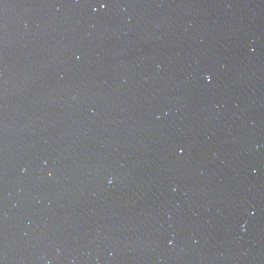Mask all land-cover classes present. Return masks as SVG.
I'll return each mask as SVG.
<instances>
[{
	"label": "water",
	"instance_id": "95a60500",
	"mask_svg": "<svg viewBox=\"0 0 264 264\" xmlns=\"http://www.w3.org/2000/svg\"><path fill=\"white\" fill-rule=\"evenodd\" d=\"M0 264H264V0H0Z\"/></svg>",
	"mask_w": 264,
	"mask_h": 264
},
{
	"label": "snow or ice",
	"instance_id": "6c2138e0",
	"mask_svg": "<svg viewBox=\"0 0 264 264\" xmlns=\"http://www.w3.org/2000/svg\"><path fill=\"white\" fill-rule=\"evenodd\" d=\"M101 7H106V4H101Z\"/></svg>",
	"mask_w": 264,
	"mask_h": 264
}]
</instances>
